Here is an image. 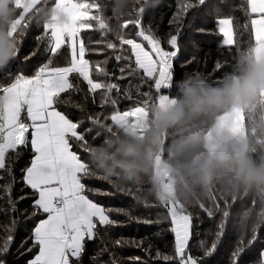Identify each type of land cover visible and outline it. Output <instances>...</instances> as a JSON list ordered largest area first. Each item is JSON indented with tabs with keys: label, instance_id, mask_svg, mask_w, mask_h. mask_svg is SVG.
Returning <instances> with one entry per match:
<instances>
[{
	"label": "trees",
	"instance_id": "1",
	"mask_svg": "<svg viewBox=\"0 0 264 264\" xmlns=\"http://www.w3.org/2000/svg\"><path fill=\"white\" fill-rule=\"evenodd\" d=\"M87 2L88 11L93 9V28L80 34L89 49L86 54L94 66L108 61L106 67L114 77H97L93 67V78L111 79L120 86L113 90L107 103H102V91L88 92V86L76 76L71 79L78 84L79 91L62 94L63 101L57 105L59 111L74 122H79V131L86 136L85 142L71 139L72 150L85 162L89 177L83 178L88 189L86 194L94 202L109 212L115 225L98 226L94 240L85 241V251L80 264H135L134 258H140L139 264H166L156 258L157 252L173 255L174 235L170 231L171 223L167 213L172 208L182 209L192 218V236L189 250L193 256L204 257L201 242L210 245L215 239L218 225L227 218L224 233L218 249L202 264H229V255L234 249L237 238L250 237L260 222L264 221V183H240L236 179V170L231 163L213 165L209 180L205 184L199 173V166L210 153L204 147V136L212 126L216 116H200L187 124L170 128L157 136H147L145 131L135 138L116 125L111 119L114 111L123 112L135 107H145L148 121L152 110L158 106L162 96L178 101L181 98L182 83H204L220 86L223 80L238 73L248 59H253L250 23L242 10L244 0H206L204 5L191 9L181 21L170 23L178 10V0H77ZM55 0H40L29 9L21 19L15 31L9 35L11 22L20 14L21 7L11 0L6 6L5 20H0V30L14 45L15 54L22 38L20 54L9 61L8 69L0 73V86L11 83L18 74L32 76L45 63L50 53V31L45 28L50 10ZM142 14L140 15V13ZM140 15L144 29L164 38L163 47L168 49L167 36L179 28V53L173 59L174 80L167 87H158L153 81L143 77L142 72L120 79V67L107 42H115L122 33V23L136 20ZM230 18L233 21V45H225L223 36L218 32V20ZM248 23V28L243 26ZM96 24V25H95ZM103 24V29L99 25ZM47 30V32H46ZM130 35L136 29L129 25ZM47 34V35H45ZM43 36V39L40 37ZM35 53V55H31ZM69 57V49L64 45L53 59V66H64ZM219 62V66L216 64ZM127 93V94H126ZM112 100L116 103L113 105ZM264 96L259 94L256 100L243 109L246 133V159L255 168H264ZM99 114V115H98ZM89 117H95L90 122ZM198 137V139H194ZM130 138L139 142L138 155L129 156L127 147ZM84 145V146H83ZM33 156L30 144L19 149V154L10 152L8 164L11 175L0 171V243L7 235L5 227H11L14 241L10 250L2 257L6 264H28L37 249L28 252L33 228L43 214L33 216L32 190L23 182L24 170ZM159 158L167 170L173 194L163 190L155 173V161ZM133 160L131 171H125L121 163ZM12 185L11 201L15 212L9 206V199L3 190L4 185ZM107 193V194H100ZM23 197V199H22ZM168 200V206L163 204ZM207 211L213 215L209 216ZM227 213V217L225 214ZM29 240L28 244L24 241ZM121 243L117 244L116 242ZM264 251V227L259 238L242 257L243 264H264L261 252Z\"/></svg>",
	"mask_w": 264,
	"mask_h": 264
},
{
	"label": "snow or ice",
	"instance_id": "2",
	"mask_svg": "<svg viewBox=\"0 0 264 264\" xmlns=\"http://www.w3.org/2000/svg\"><path fill=\"white\" fill-rule=\"evenodd\" d=\"M205 2L206 0H178L177 13L170 23L181 21L191 9L204 5ZM79 7L77 16L81 22L77 24L78 30L50 34L49 46L45 49L46 53H50L49 58L35 74L25 76L20 73L11 83L0 86V171L6 170L11 175L8 154L15 152L18 155L20 148L30 144L33 156L24 170L23 182L32 190L34 197L32 215L43 214L29 238L30 247L27 251H37L28 264H80L85 251V241L95 239L98 226L117 223L110 218L111 209L94 202L86 194L87 191L96 190L88 189L83 182V178L89 177L87 166L72 150L71 144V139H75L85 142L86 145V136L79 131V122L72 121L57 108L58 104L64 102L62 94L80 90L78 84L71 79L72 76L85 83L89 93L102 91V103L108 102L113 90L120 91V86L111 79L93 78V67L97 77H115L106 67L107 60L93 66L86 59L89 49L79 37L83 30L93 28L91 21L96 9L93 6L91 11H87V2ZM241 8L250 23L254 51L257 54L264 52V0H244ZM140 15L136 20L124 21L120 36L115 42H107L105 47L113 51L118 65L124 62V66L119 68L120 79L125 78L123 74L126 72L132 75L140 71L143 77L155 82L158 87H167L168 83L174 80L173 59L179 53L180 29L168 34L166 40L169 47L165 49L164 38L156 36L150 28L144 29ZM217 23L218 32L224 37L223 43L233 45L235 41L232 19H219ZM129 25H134V34L130 35L126 31ZM103 27V24L99 25V29L102 30ZM243 27L247 29L248 23ZM29 28V24L24 25L25 30L21 34L15 59L20 54L22 38ZM40 39H43V36ZM64 45L69 49V57L66 58L64 66H53L52 57L58 54ZM216 66H219V62ZM111 103L115 105L116 101L112 100ZM138 110L132 108L123 112L114 111L111 119H123L135 115ZM89 120L93 122L95 117H89ZM11 189V184L3 186L9 206L15 212ZM207 213L209 216L213 215L209 211ZM167 215L171 223L170 231L174 235V254H162L158 251V260H163L166 264H202L204 258L212 256L218 249L227 218L218 225L215 239L210 245L201 242L204 257H198L193 256L189 250L192 236L191 215L177 208L170 209ZM225 216L227 217V213ZM14 227L13 218L11 227L4 228L7 235L0 243V264H6L2 257L10 250L14 241L11 234ZM261 227H264V221L259 223L250 237L236 239L234 249L229 255V264H243L242 257L246 248L257 241ZM24 243L28 244L29 240ZM139 259L134 258L135 264H139ZM111 264H117V261L112 259Z\"/></svg>",
	"mask_w": 264,
	"mask_h": 264
},
{
	"label": "clouds",
	"instance_id": "3",
	"mask_svg": "<svg viewBox=\"0 0 264 264\" xmlns=\"http://www.w3.org/2000/svg\"><path fill=\"white\" fill-rule=\"evenodd\" d=\"M11 0H0V20L8 13L6 6ZM14 45L4 31L0 30V73L8 69L9 61H14ZM181 98L175 104L154 107L151 119L145 127V135L155 137L159 133L187 124L200 116H210L232 108L249 107L260 93H264V59H248L238 69V73L226 77L220 86L204 83H182ZM198 139V137L194 138ZM217 151L207 154L199 166L201 179L206 184L213 165L231 163L236 170V179L240 183H264V168H255L244 156L243 150L224 132L215 135ZM127 151L129 156L138 155L139 142L130 138ZM133 160L121 163L125 171H131Z\"/></svg>",
	"mask_w": 264,
	"mask_h": 264
},
{
	"label": "rangeland",
	"instance_id": "4",
	"mask_svg": "<svg viewBox=\"0 0 264 264\" xmlns=\"http://www.w3.org/2000/svg\"><path fill=\"white\" fill-rule=\"evenodd\" d=\"M39 1L40 0H15L16 5L21 7V12L11 22L9 35L15 31L24 14ZM83 3L84 2H78L77 0H71V3H69V0H55L50 10L49 20L44 25L45 28L50 31V34L52 32L71 33L77 31V24L81 22L77 13L80 11V4ZM176 102L177 101L171 100L169 104H175ZM134 109H139L135 112V115H129L123 119H117L115 121L113 120V122L125 132L138 139L145 131L148 122V111L142 106L135 107Z\"/></svg>",
	"mask_w": 264,
	"mask_h": 264
},
{
	"label": "crops",
	"instance_id": "5",
	"mask_svg": "<svg viewBox=\"0 0 264 264\" xmlns=\"http://www.w3.org/2000/svg\"><path fill=\"white\" fill-rule=\"evenodd\" d=\"M253 55L254 59L256 60L264 59V52L257 54L254 51V48ZM260 94L264 96V93ZM170 102L171 100L168 99L167 96H162L158 100L157 107H165L169 105ZM243 119V109L240 108H232L216 116L212 123V126L209 128V130L204 136V147L206 148V150L208 152L217 151L215 135L217 132H224L227 133L236 142L237 146L244 151L247 142ZM155 173L157 180L161 182L163 190L165 192L167 191L168 193L173 194L171 186L165 185V178L168 176V174L165 166L159 158H157L155 161ZM262 253H264V251L261 252V256ZM262 259L264 261V256H262Z\"/></svg>",
	"mask_w": 264,
	"mask_h": 264
},
{
	"label": "built area",
	"instance_id": "6",
	"mask_svg": "<svg viewBox=\"0 0 264 264\" xmlns=\"http://www.w3.org/2000/svg\"><path fill=\"white\" fill-rule=\"evenodd\" d=\"M165 183H166V184H170V183H171V180H170V178H169L168 176L165 178ZM168 203H169V202H168V200H166V199L163 201V204H164L165 206H168Z\"/></svg>",
	"mask_w": 264,
	"mask_h": 264
}]
</instances>
